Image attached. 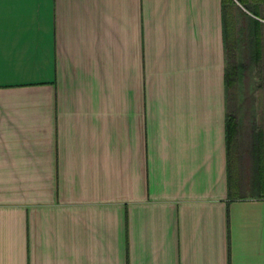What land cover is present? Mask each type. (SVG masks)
I'll return each instance as SVG.
<instances>
[{
  "label": "crops",
  "instance_id": "crops-1",
  "mask_svg": "<svg viewBox=\"0 0 264 264\" xmlns=\"http://www.w3.org/2000/svg\"><path fill=\"white\" fill-rule=\"evenodd\" d=\"M242 1L0 0V264H264Z\"/></svg>",
  "mask_w": 264,
  "mask_h": 264
},
{
  "label": "rangeland",
  "instance_id": "rangeland-1",
  "mask_svg": "<svg viewBox=\"0 0 264 264\" xmlns=\"http://www.w3.org/2000/svg\"><path fill=\"white\" fill-rule=\"evenodd\" d=\"M253 1L255 2L256 5L261 3V5L264 6V0L262 1L253 0ZM250 10L264 14V9H262V11L259 12L258 11L259 9L255 8L254 6H251ZM236 21L239 26L245 23V21L240 17H237ZM261 35L264 40V28L262 30ZM239 36H240L239 39H241V42L243 41L242 44L244 43L246 44V42H244L245 41L244 36L246 37V35L240 34ZM239 57H241L240 54H237L235 58L236 62H238ZM245 58L247 59V61H245V64L243 67V74H242V76L244 77L237 84V88L238 90H242V91L251 90L253 98L252 99L246 98V100H250V101L253 100V102L257 104V108H258L260 105V102L264 101V55L262 56V59L259 62H254V63L250 62L249 55L248 57L246 56Z\"/></svg>",
  "mask_w": 264,
  "mask_h": 264
},
{
  "label": "trees",
  "instance_id": "trees-1",
  "mask_svg": "<svg viewBox=\"0 0 264 264\" xmlns=\"http://www.w3.org/2000/svg\"><path fill=\"white\" fill-rule=\"evenodd\" d=\"M256 48H258V46H256ZM253 52H254V54H255V55L253 54V57L259 55V50H255V51H253Z\"/></svg>",
  "mask_w": 264,
  "mask_h": 264
}]
</instances>
